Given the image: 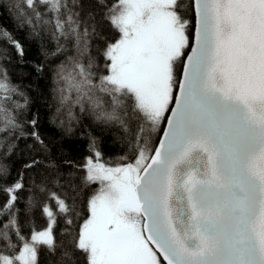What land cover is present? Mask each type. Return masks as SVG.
Listing matches in <instances>:
<instances>
[{
    "label": "snow or ice",
    "instance_id": "snow-or-ice-1",
    "mask_svg": "<svg viewBox=\"0 0 264 264\" xmlns=\"http://www.w3.org/2000/svg\"><path fill=\"white\" fill-rule=\"evenodd\" d=\"M96 2L104 9L99 19L82 16L83 0H4L18 29L54 42V50L42 48L45 59L64 57L52 70L51 122L65 134L81 115L117 126L131 159L103 162L89 134L91 155L82 164L64 160L67 173L49 164L57 186L77 190L73 169L84 186L99 183L87 218L75 227L77 199L48 191L42 180L36 189L56 209L44 203L50 226L25 236L23 174L7 183L4 161L21 138L48 149L37 119L27 121L30 132L17 119L30 99L11 82L3 63L11 57L0 47V191L7 196L0 264H38L41 250L53 264H264V0ZM186 9L196 21L191 35ZM0 40L23 60V45L7 29ZM94 40L101 42L95 55ZM70 47L75 55H65ZM165 120L154 148L152 135ZM36 206L30 196L25 213ZM58 215L68 225L63 242L51 227Z\"/></svg>",
    "mask_w": 264,
    "mask_h": 264
},
{
    "label": "trees",
    "instance_id": "trees-1",
    "mask_svg": "<svg viewBox=\"0 0 264 264\" xmlns=\"http://www.w3.org/2000/svg\"><path fill=\"white\" fill-rule=\"evenodd\" d=\"M108 2L110 0H106V3ZM0 4H3V6H0V28L7 29L14 39L19 41L24 48V57L21 61L20 57L16 55L13 46L0 40V47L6 48L11 57L10 60L3 62L11 78V82L26 93L30 99L27 110L16 114L17 119L23 124L25 132L31 131V126L27 121L33 118L37 119L38 131L48 149L47 151L42 150L41 146L36 144L30 136L21 138L16 141L13 154L4 161L11 167V176L7 183L14 182L18 178V174H23L24 189L19 193L20 199L18 202L21 230L25 236H28L32 228L43 230L49 226L50 221L44 214L42 205L47 203L55 211L56 204L54 200L48 199V192L40 193L36 189L35 185L39 184L42 180L47 181L48 191L56 192L62 197L68 195L69 197L77 199L80 216L75 220V227L78 228L88 216V198L99 190L100 185L97 182L96 184H90L91 186H84L80 180L82 173L79 170L73 169V171H76L77 190L73 192L66 187L57 186L53 182V170L49 167V164H56L64 173L69 171V167L63 163L64 160H72L75 164H82L85 158L91 155L88 151L89 134L96 137L99 150L102 153L103 162L112 161L115 163L119 157L125 155L131 159V154L129 153L127 144L122 139L123 134L117 126L106 127L104 125H98L90 116L81 115V121L78 125H75L74 131L71 134H65L60 127L51 122V118L55 112V105L52 100V70L59 62V59H63L64 57L45 59L42 48L52 51L55 48L54 42L50 41L47 36L43 38L30 36L27 27L18 29L16 27L17 22L14 18V13L8 10L4 0H0ZM103 11L104 9L97 4L96 0H83L82 16L85 19H87V16L84 14L89 12L99 19ZM189 13L192 31L194 22L192 19L193 13L190 10ZM103 30L106 35H112L106 24ZM92 43V54L95 55L96 45L101 42L94 40ZM65 55H75V52L70 47L68 53ZM37 64L43 66V72L36 71L35 65ZM15 99L23 102L21 97H15ZM77 114L80 115L78 112ZM158 139L159 137L156 143ZM5 150L0 149V152ZM34 161H38L39 163L33 164ZM26 164H33V167L26 168ZM33 181H35V184ZM30 196L36 199L37 206L25 213L26 201ZM6 200L7 196L0 191V204H3ZM66 228H68V225L65 222L64 216L58 215L55 224H52L53 236L54 240H57L56 242L66 240ZM58 253L59 250H57V255ZM54 260L55 257L51 256L46 250H41L38 254V264H53Z\"/></svg>",
    "mask_w": 264,
    "mask_h": 264
},
{
    "label": "rangeland",
    "instance_id": "rangeland-1",
    "mask_svg": "<svg viewBox=\"0 0 264 264\" xmlns=\"http://www.w3.org/2000/svg\"><path fill=\"white\" fill-rule=\"evenodd\" d=\"M186 3H187V0H186ZM185 18L191 21V19H190V13H189V10H188V9L185 10ZM190 31H191V23H190V25H189V32H188L189 35H190V33H191ZM166 115H167V114H166ZM163 123H164V122H163ZM162 126H163V124H161V125L159 126V130H158L157 132H155V133L152 135V145H153V147L155 146L156 140H157V138H158L157 135L160 134V131H161ZM49 226H50V223H49ZM49 226H48V227H49ZM51 227H52V225H51Z\"/></svg>",
    "mask_w": 264,
    "mask_h": 264
},
{
    "label": "water",
    "instance_id": "water-1",
    "mask_svg": "<svg viewBox=\"0 0 264 264\" xmlns=\"http://www.w3.org/2000/svg\"><path fill=\"white\" fill-rule=\"evenodd\" d=\"M193 30L192 31H194V27H195V23H196V21H195V17H194V14H193ZM191 31V32H192ZM191 49L189 48L187 51H190ZM164 125H163V128H162V132H161V134L158 136L159 137V139H158V141H157V143H156V145H155V147L156 146H158V144L160 143V141H161V139H162V137H163V135H164V130L166 129V127H167V121L165 120V122L163 123ZM154 147V148H155ZM161 259L163 260V258L161 257ZM163 264H167V262L166 261H163Z\"/></svg>",
    "mask_w": 264,
    "mask_h": 264
},
{
    "label": "bare ground",
    "instance_id": "bare-ground-1",
    "mask_svg": "<svg viewBox=\"0 0 264 264\" xmlns=\"http://www.w3.org/2000/svg\"><path fill=\"white\" fill-rule=\"evenodd\" d=\"M91 186V185H90ZM53 205V204H52ZM53 207V206H52ZM41 208V207H40ZM42 213V212H41ZM57 226V225H56ZM58 232V231H57ZM57 241V240H56Z\"/></svg>",
    "mask_w": 264,
    "mask_h": 264
}]
</instances>
